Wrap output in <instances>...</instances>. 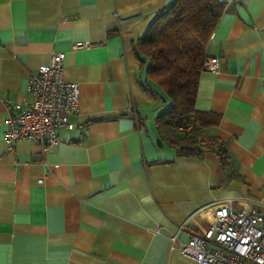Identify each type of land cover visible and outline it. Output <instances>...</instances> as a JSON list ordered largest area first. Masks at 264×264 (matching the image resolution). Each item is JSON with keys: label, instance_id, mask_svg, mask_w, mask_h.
Listing matches in <instances>:
<instances>
[{"label": "crops", "instance_id": "crops-1", "mask_svg": "<svg viewBox=\"0 0 264 264\" xmlns=\"http://www.w3.org/2000/svg\"><path fill=\"white\" fill-rule=\"evenodd\" d=\"M174 1L0 0V264H196L171 235L203 232L228 200L264 213V0H217L205 49L220 67L200 73L194 106L217 124L204 135L227 145L225 170L205 147L160 146L163 103L140 85L133 45ZM57 52L79 86L76 127L55 148L9 149V107Z\"/></svg>", "mask_w": 264, "mask_h": 264}, {"label": "trees", "instance_id": "trees-1", "mask_svg": "<svg viewBox=\"0 0 264 264\" xmlns=\"http://www.w3.org/2000/svg\"><path fill=\"white\" fill-rule=\"evenodd\" d=\"M223 13L217 0H175L157 13L133 45L140 61L142 89L163 109L156 115L159 145L178 157L201 158L209 149L222 168L229 167L227 145L205 130L217 125L196 111L197 85L208 59V39Z\"/></svg>", "mask_w": 264, "mask_h": 264}, {"label": "built area", "instance_id": "built-area-1", "mask_svg": "<svg viewBox=\"0 0 264 264\" xmlns=\"http://www.w3.org/2000/svg\"><path fill=\"white\" fill-rule=\"evenodd\" d=\"M64 58L63 52L52 53L48 64L29 75L27 101L9 107L2 135L9 149L21 140L41 150L55 148L60 143L58 130L76 127L69 118L79 111V86L63 80ZM219 67L217 58L204 64V70ZM170 241L172 250L192 257L196 264H264V213L256 206L233 209L228 200L214 209L203 232L191 233L185 242L171 235Z\"/></svg>", "mask_w": 264, "mask_h": 264}]
</instances>
